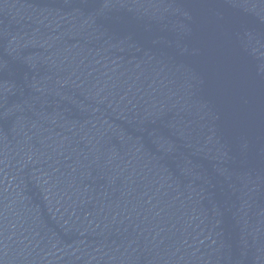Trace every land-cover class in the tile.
Instances as JSON below:
<instances>
[{
  "label": "water",
  "instance_id": "water-1",
  "mask_svg": "<svg viewBox=\"0 0 264 264\" xmlns=\"http://www.w3.org/2000/svg\"><path fill=\"white\" fill-rule=\"evenodd\" d=\"M0 264H264V0H0Z\"/></svg>",
  "mask_w": 264,
  "mask_h": 264
}]
</instances>
